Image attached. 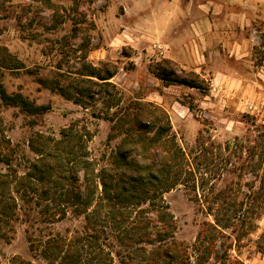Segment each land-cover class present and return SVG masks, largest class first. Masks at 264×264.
<instances>
[{
	"label": "rangeland",
	"instance_id": "374dc122",
	"mask_svg": "<svg viewBox=\"0 0 264 264\" xmlns=\"http://www.w3.org/2000/svg\"><path fill=\"white\" fill-rule=\"evenodd\" d=\"M72 9L71 0H0V84L51 107L29 126L31 118L0 101V154L7 152L6 141L16 152L10 170L0 163V174L23 175L36 157L31 137L39 133L54 144L64 128L82 137L71 144L96 173L124 137L114 132L108 141L112 124L102 116L112 114L114 103L150 102L167 113L183 154L180 184L162 194V203L172 216L174 240L186 247L185 264H264V0H81ZM171 52L182 59L174 62L179 69L204 81V91L166 85L153 75ZM104 63L117 67L112 104L78 75ZM56 81L68 96L83 92L82 104L52 90ZM15 197L17 220L10 242H0V264H13L15 257L62 264L44 259L40 245L82 234L84 215L62 199L49 206L57 213L40 216L43 206L35 203L44 202ZM202 229L208 240L199 245ZM99 241L118 264L114 251L124 249L107 231ZM216 253H225V262Z\"/></svg>",
	"mask_w": 264,
	"mask_h": 264
},
{
	"label": "trees",
	"instance_id": "16d2710c",
	"mask_svg": "<svg viewBox=\"0 0 264 264\" xmlns=\"http://www.w3.org/2000/svg\"><path fill=\"white\" fill-rule=\"evenodd\" d=\"M71 2L75 12L81 0ZM77 25L81 24L73 21V26ZM156 66L153 75L166 85L205 90L204 81L196 73H185L171 60L162 59ZM177 71L184 76H177ZM116 73L114 64L104 63L100 68L85 66V71L78 75L82 83L98 87L97 94L105 95L104 100L112 104L117 99L116 87L110 80ZM51 87L75 104H82L83 92L68 96L67 86L58 81L51 83ZM93 96L94 93L88 94L89 99ZM0 101L3 106L17 108L31 118L27 121L29 126L51 111L50 105H37L21 93L9 94L2 84ZM119 104H112L115 110L102 119L112 124L108 141L113 140L114 132L124 137L115 152L105 158L106 165L96 173L91 161L71 144L72 140L82 139L74 135L71 128L62 129L60 140L54 144L39 133L31 137L29 147L36 157L28 161L27 172L23 175L0 174V242L9 243V233L14 232L13 222L17 220L15 196L25 203L44 202L45 205L35 203L43 206L37 212L40 216L57 213H50L49 206H58L56 202L64 199L75 207L77 214L84 215L86 225L82 234L69 240L64 241L57 235L40 241L44 259H60L62 264H113L111 254L104 250L106 244L99 241L107 231L116 246L124 249L122 253L114 251L118 264L187 263L186 247L174 240L172 216L162 203V194L180 184L183 174V154L171 135L168 115L162 108L140 99L130 100L121 107ZM186 107L193 110L191 105ZM4 148L7 152L0 154V163L10 170L15 148L9 141L5 142ZM80 173L82 187L78 185ZM145 203L147 207L141 208L140 205ZM59 210L63 216L64 210ZM214 230L217 232L216 228ZM207 233L202 229L197 244L202 245L208 240ZM229 248L228 245L226 250ZM224 254L216 253L214 257L225 262ZM12 263L30 264L16 257Z\"/></svg>",
	"mask_w": 264,
	"mask_h": 264
},
{
	"label": "crops",
	"instance_id": "0c3cea01",
	"mask_svg": "<svg viewBox=\"0 0 264 264\" xmlns=\"http://www.w3.org/2000/svg\"><path fill=\"white\" fill-rule=\"evenodd\" d=\"M167 58L175 63H179V64L182 63V59L180 58V55L174 52L169 53Z\"/></svg>",
	"mask_w": 264,
	"mask_h": 264
}]
</instances>
